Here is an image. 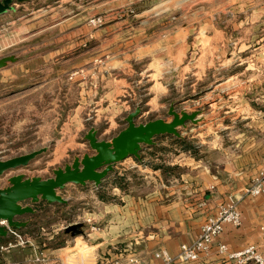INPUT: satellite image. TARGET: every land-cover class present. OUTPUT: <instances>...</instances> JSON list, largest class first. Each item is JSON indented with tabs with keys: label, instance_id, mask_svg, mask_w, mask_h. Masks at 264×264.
Returning <instances> with one entry per match:
<instances>
[{
	"label": "rangeland",
	"instance_id": "obj_1",
	"mask_svg": "<svg viewBox=\"0 0 264 264\" xmlns=\"http://www.w3.org/2000/svg\"><path fill=\"white\" fill-rule=\"evenodd\" d=\"M229 1L15 0V10L0 15V57H19L0 70V156L8 159L48 148L28 166L0 175V188L18 173L53 176L54 168L90 152L84 137L91 127L98 129L100 138L111 139L127 126L126 116L137 107L143 110L138 122L171 120L168 110L173 103L178 110L203 111L199 124L181 128V138L157 137L156 145L145 146L142 162L127 158L102 186L70 185V192L62 190L69 206L43 204L34 228L22 232L34 245L20 244L15 236L0 239V264H26L28 257L35 261L36 251H43L45 259L63 256L66 264H103L119 253H137L127 242H116L121 239L115 230L116 209L126 204L125 193L147 192L148 168L166 171L171 160L208 153L216 143L241 137L239 131L249 127L242 120L247 108L233 101L242 95L250 100L264 90L217 83L257 73L239 74L233 66L221 69L217 63L200 71V62H195L196 22L208 16L203 31L210 32L213 14L216 28L229 33ZM94 16L104 17L102 25H89L97 34L83 44L72 41L71 28ZM125 17L128 24L120 22ZM147 19V25L139 23ZM181 33L187 35V50L177 58L173 45ZM148 66L155 68L150 77ZM114 175L120 177L118 183ZM73 222H85L86 235L65 233ZM122 234L130 237L131 232ZM8 241L14 246L2 248Z\"/></svg>",
	"mask_w": 264,
	"mask_h": 264
},
{
	"label": "crops",
	"instance_id": "obj_2",
	"mask_svg": "<svg viewBox=\"0 0 264 264\" xmlns=\"http://www.w3.org/2000/svg\"><path fill=\"white\" fill-rule=\"evenodd\" d=\"M226 8L229 12L228 24L232 26L229 33L216 28L213 14L209 17L212 24L210 32L203 31V24L206 26L209 24L208 16L205 19L200 17L196 22V25L199 24V31L194 41L195 62H200V71H206L217 63L221 69L233 66L232 68H236L239 74L251 71L257 73L249 79L227 78L218 82L217 86L225 82L237 87L264 90V0H230ZM129 20L125 17L120 22L128 24ZM150 21L151 19H147L139 23L147 25ZM71 29L68 36L72 41L79 40L76 43L81 44L97 34L93 33L87 20ZM181 34L183 36L177 38L178 43L173 45L177 49L173 56L176 55L177 58L184 56L187 50V35L184 37V33ZM154 39V36L150 37L152 46ZM167 45L170 47L169 43ZM150 55L154 53L150 52ZM154 60L152 59L153 64ZM154 71V67L148 66V76L153 75ZM263 92L250 100H246L243 95L237 100L234 99V104L242 103L247 108L242 120L249 127L243 126L239 131L240 138L223 144L216 143L207 149L208 153L171 160L166 171L156 167L148 168L147 192L139 195L131 189L125 193L126 199L122 197L123 202L127 200L126 204L122 203L121 208L116 209V218L117 215L119 218L116 220L118 224L115 230L121 237L116 239V242H127V247L135 249L145 263L159 261L154 258V253L161 248L167 249L172 255H177L180 245L194 241L203 223L217 212L221 203L233 195L239 200L243 216L242 225H226L224 232L216 239L213 252L209 255L197 261H177L175 264H227L229 263L227 257L217 252L216 245L219 242L226 243L230 251H238L251 244L264 251V237L261 232V225L264 223V194L259 196L245 194V189L250 185L252 178L264 167ZM70 185L78 186L76 184L68 186ZM93 187L98 188L94 184ZM115 189H119L118 186ZM64 191L70 192V189L67 187ZM43 204L46 202L36 205L37 214L22 218L30 221L23 232L34 228L35 217L42 211L40 208ZM125 209L128 210L124 214ZM123 230L130 231V237H123ZM25 263L66 264V259L60 256L47 258L44 262L38 263L32 257H28Z\"/></svg>",
	"mask_w": 264,
	"mask_h": 264
},
{
	"label": "water",
	"instance_id": "obj_3",
	"mask_svg": "<svg viewBox=\"0 0 264 264\" xmlns=\"http://www.w3.org/2000/svg\"><path fill=\"white\" fill-rule=\"evenodd\" d=\"M17 1L22 3L25 0ZM14 5L15 0H0V15L14 11ZM18 59L19 57L15 54L0 57V69ZM142 111L141 107H137L130 112L125 118L127 126L111 139L100 138L98 129L91 127L84 137L89 143L90 152L82 156L75 155L72 162L54 168L53 176L29 177L24 173L10 176V184L0 188V239L10 237L9 227L18 230L27 227L30 221L22 218L37 214L36 205L42 202L69 206V199L60 193L69 184L102 186L112 174L116 173L117 165L127 158L135 157L142 162L145 146L156 145L157 137L173 135L181 138V128L187 127L189 122L199 124L203 112L200 109L178 110L173 103L168 110V114L172 116L171 120L155 118L146 122H138L137 119ZM47 149L43 147L8 159L0 156V175L28 166ZM64 230L73 237L86 235V223L73 222L68 224Z\"/></svg>",
	"mask_w": 264,
	"mask_h": 264
},
{
	"label": "built area",
	"instance_id": "obj_4",
	"mask_svg": "<svg viewBox=\"0 0 264 264\" xmlns=\"http://www.w3.org/2000/svg\"><path fill=\"white\" fill-rule=\"evenodd\" d=\"M89 25L99 26L104 23L103 16H94L88 21ZM246 195L259 196L264 194V167L252 178L250 185L245 189ZM7 224L6 222H4ZM243 223V216L237 197L230 195L228 200L221 203L215 214L210 216L201 226L198 237L189 243H182L177 255H172L167 249L161 248L154 253V258L159 261L145 263L136 252L130 251L125 256L123 254L105 259L103 264H175L177 261H197L203 256L213 252L216 239L224 232L226 225L240 226ZM10 237L15 236L20 244L33 242L25 239L20 230L9 227ZM261 232L264 237V223L261 225ZM14 244L8 241V245H1L2 248H9ZM218 254L225 255L229 263L227 264H264V251L258 249L256 245H249L238 251H230L226 243L219 242L216 245ZM35 261L44 262V252H37Z\"/></svg>",
	"mask_w": 264,
	"mask_h": 264
},
{
	"label": "trees",
	"instance_id": "obj_5",
	"mask_svg": "<svg viewBox=\"0 0 264 264\" xmlns=\"http://www.w3.org/2000/svg\"><path fill=\"white\" fill-rule=\"evenodd\" d=\"M117 178H120V177H118L117 175H114L113 180H114L115 183H118V182H117V181H118ZM121 179H122V177H121ZM120 186H121V185H120ZM23 230H24V229H21L20 231L23 232ZM23 233H24V232H23Z\"/></svg>",
	"mask_w": 264,
	"mask_h": 264
}]
</instances>
